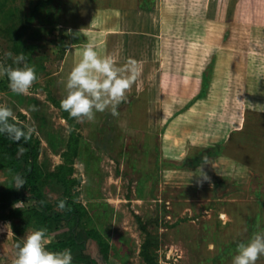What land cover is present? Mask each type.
<instances>
[{
  "label": "rangeland",
  "instance_id": "obj_1",
  "mask_svg": "<svg viewBox=\"0 0 264 264\" xmlns=\"http://www.w3.org/2000/svg\"><path fill=\"white\" fill-rule=\"evenodd\" d=\"M150 3L0 0V63L16 67L24 54L38 76L28 95L0 76V104L37 129L30 140L44 174L64 166L67 195L107 243L108 264H144L146 239L155 264H232L238 243L264 229V0ZM88 42L120 63L143 62L118 117L77 121L60 107ZM203 75L205 93L191 101ZM68 141L75 152L64 158ZM215 144L220 154L204 167L211 182L198 184L182 162ZM7 179L0 170V191ZM59 191L52 178L46 198ZM30 230L0 233L7 264ZM85 253L99 259L91 241Z\"/></svg>",
  "mask_w": 264,
  "mask_h": 264
},
{
  "label": "clouds",
  "instance_id": "obj_2",
  "mask_svg": "<svg viewBox=\"0 0 264 264\" xmlns=\"http://www.w3.org/2000/svg\"><path fill=\"white\" fill-rule=\"evenodd\" d=\"M6 55L12 57L11 52ZM13 62L16 67L0 63V76L7 77L8 87L14 94L28 95L38 80L35 66H30L26 62L24 54L17 55ZM142 73V61L128 58L124 63H120L117 56L101 55L95 43L88 42L83 45L82 58L67 76L66 96L61 100L60 107L69 114L70 118L77 121H93L97 113L106 111H110L113 117H118L119 105L126 101L127 93L137 83ZM37 110L35 105L29 108V111ZM71 131L69 127L68 132ZM0 134L17 143V157H19L27 151L20 142L22 140L27 142L34 134L38 135V132L33 125L22 124L10 107L0 104ZM209 163V158L203 156L196 170L189 171L191 179L195 177L198 184L210 183L211 177L204 171L205 165ZM12 182L15 189L19 190L27 181L22 175L14 174ZM23 204L18 201L13 207L20 208ZM65 206L66 201H60L59 209L64 210ZM2 232L14 236L10 222L0 226V233ZM49 242L47 228L28 231L22 238V243L15 244L11 264H72L73 256L70 249L50 251L47 248ZM262 256H264V229L256 231L246 242L238 243L237 254L233 257L232 264H257ZM0 264H7V260L2 255H0Z\"/></svg>",
  "mask_w": 264,
  "mask_h": 264
},
{
  "label": "trees",
  "instance_id": "obj_3",
  "mask_svg": "<svg viewBox=\"0 0 264 264\" xmlns=\"http://www.w3.org/2000/svg\"><path fill=\"white\" fill-rule=\"evenodd\" d=\"M152 0H138V9L148 11L151 8ZM207 88V81L203 75L199 85L197 95L193 100L201 97ZM189 103V102H188ZM19 118H22L19 115ZM20 120V119H18ZM27 149L22 155L17 157V143L11 141L6 135L0 134V170L8 173L5 187L0 191V204H3V213H0V221L10 222L14 236L21 235L31 224L32 229L47 228L48 236H58L65 233L63 238H56L55 241L47 245L50 251H62L70 249L73 256L72 264H108V245L103 239L96 236L94 231L85 228L82 224L84 209L74 202L67 195V185L65 181V168L61 166L59 172L44 174L36 164L37 148L31 140L20 142ZM68 153L64 158H68L75 152L74 145L68 141ZM220 154V147L215 144L211 147L199 151L195 156L189 157L182 162V167L197 168L202 157H217ZM20 174L26 179L23 188L17 190L12 182V175ZM52 178L60 186L59 195L47 199L45 187L52 182ZM23 202L20 208H14L16 202ZM31 201L33 205H28ZM60 201H66L64 210H60ZM17 220V223H12ZM91 241L96 247L99 259H95L85 253V246ZM151 246L150 240L146 239L142 245L141 256L144 264H155L154 258L149 254L148 248ZM100 261V262H99ZM102 262V263H101Z\"/></svg>",
  "mask_w": 264,
  "mask_h": 264
}]
</instances>
